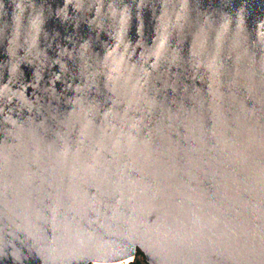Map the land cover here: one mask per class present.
<instances>
[{
  "label": "water",
  "instance_id": "1",
  "mask_svg": "<svg viewBox=\"0 0 264 264\" xmlns=\"http://www.w3.org/2000/svg\"><path fill=\"white\" fill-rule=\"evenodd\" d=\"M264 264V0H0V264Z\"/></svg>",
  "mask_w": 264,
  "mask_h": 264
},
{
  "label": "trees",
  "instance_id": "2",
  "mask_svg": "<svg viewBox=\"0 0 264 264\" xmlns=\"http://www.w3.org/2000/svg\"><path fill=\"white\" fill-rule=\"evenodd\" d=\"M139 256L142 257L140 254H139ZM139 256H138V257H139ZM128 264H146V263L144 262L143 259H138V258H136L134 261H132V262H130V263H128Z\"/></svg>",
  "mask_w": 264,
  "mask_h": 264
},
{
  "label": "rangeland",
  "instance_id": "3",
  "mask_svg": "<svg viewBox=\"0 0 264 264\" xmlns=\"http://www.w3.org/2000/svg\"><path fill=\"white\" fill-rule=\"evenodd\" d=\"M138 259H143V258L139 256Z\"/></svg>",
  "mask_w": 264,
  "mask_h": 264
}]
</instances>
